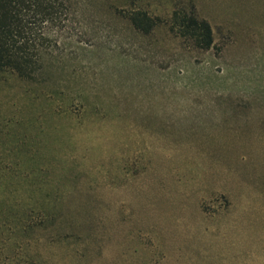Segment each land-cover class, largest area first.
Returning <instances> with one entry per match:
<instances>
[{
  "label": "rangeland",
  "instance_id": "374dc122",
  "mask_svg": "<svg viewBox=\"0 0 264 264\" xmlns=\"http://www.w3.org/2000/svg\"><path fill=\"white\" fill-rule=\"evenodd\" d=\"M75 1L39 74H0V264H264V0Z\"/></svg>",
  "mask_w": 264,
  "mask_h": 264
},
{
  "label": "trees",
  "instance_id": "16d2710c",
  "mask_svg": "<svg viewBox=\"0 0 264 264\" xmlns=\"http://www.w3.org/2000/svg\"><path fill=\"white\" fill-rule=\"evenodd\" d=\"M75 0H0V74L12 73L32 79L42 71L44 57L60 49L62 39L73 40ZM173 25L180 36L194 46H213L210 24L189 11L175 10ZM128 20L139 32L149 33L154 22L145 12L131 11Z\"/></svg>",
  "mask_w": 264,
  "mask_h": 264
}]
</instances>
